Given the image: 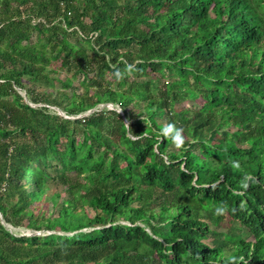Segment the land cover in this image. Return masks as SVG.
Returning a JSON list of instances; mask_svg holds the SVG:
<instances>
[{
	"label": "trees",
	"instance_id": "16d2710c",
	"mask_svg": "<svg viewBox=\"0 0 264 264\" xmlns=\"http://www.w3.org/2000/svg\"><path fill=\"white\" fill-rule=\"evenodd\" d=\"M230 256L264 264V0H0V264Z\"/></svg>",
	"mask_w": 264,
	"mask_h": 264
},
{
	"label": "clouds",
	"instance_id": "9594fccd",
	"mask_svg": "<svg viewBox=\"0 0 264 264\" xmlns=\"http://www.w3.org/2000/svg\"><path fill=\"white\" fill-rule=\"evenodd\" d=\"M125 63V68L121 70L117 65H111V67L114 69L113 75L117 81H121L125 78L126 75H131L133 72L137 71L135 64L131 63ZM122 109H120L121 111ZM130 128V127H129ZM161 137L168 139L171 141L172 145L176 149H183L185 146V136L183 135V129L180 127H177L175 123L169 122L166 123L162 129H161ZM233 167L236 169L240 168L239 162H233ZM255 182V178L251 175H245L243 180L241 181V188L243 190H247L250 187V183ZM213 189H215L216 185L211 186ZM238 195H242V192L236 193ZM241 210H243V203L240 205ZM227 211V205L226 203H222L221 206L217 207L215 209L214 214L215 215H224ZM233 212L236 211V209H232ZM248 264L247 260L243 256L236 257V256H230L226 262V264Z\"/></svg>",
	"mask_w": 264,
	"mask_h": 264
},
{
	"label": "rangeland",
	"instance_id": "374dc122",
	"mask_svg": "<svg viewBox=\"0 0 264 264\" xmlns=\"http://www.w3.org/2000/svg\"><path fill=\"white\" fill-rule=\"evenodd\" d=\"M60 192L62 193V191H60ZM224 225H226V224H224ZM6 227H9V226L6 225ZM225 228L226 227H221V228H216V229L220 230V229H225ZM21 232H23V233H30L31 231L29 229H26V228H21Z\"/></svg>",
	"mask_w": 264,
	"mask_h": 264
},
{
	"label": "water",
	"instance_id": "95a60500",
	"mask_svg": "<svg viewBox=\"0 0 264 264\" xmlns=\"http://www.w3.org/2000/svg\"><path fill=\"white\" fill-rule=\"evenodd\" d=\"M107 106H110V107H111L112 105H111V104H107ZM92 110H93V109H90L89 112L92 111Z\"/></svg>",
	"mask_w": 264,
	"mask_h": 264
}]
</instances>
